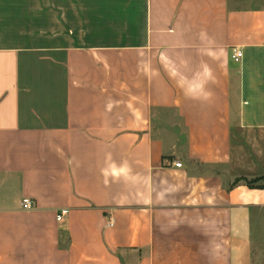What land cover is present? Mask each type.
<instances>
[{"label": "crops", "instance_id": "1", "mask_svg": "<svg viewBox=\"0 0 264 264\" xmlns=\"http://www.w3.org/2000/svg\"><path fill=\"white\" fill-rule=\"evenodd\" d=\"M240 132L264 142V6L0 0V264H264Z\"/></svg>", "mask_w": 264, "mask_h": 264}, {"label": "rangeland", "instance_id": "2", "mask_svg": "<svg viewBox=\"0 0 264 264\" xmlns=\"http://www.w3.org/2000/svg\"><path fill=\"white\" fill-rule=\"evenodd\" d=\"M240 2L249 4L253 7L264 6V0H240ZM258 135H248L246 132H240L237 139L238 152L235 155L234 164L238 167L237 174L248 176L246 182L254 179H264V142H261ZM254 177V178H253ZM264 180H258L256 184L262 185Z\"/></svg>", "mask_w": 264, "mask_h": 264}, {"label": "built area", "instance_id": "3", "mask_svg": "<svg viewBox=\"0 0 264 264\" xmlns=\"http://www.w3.org/2000/svg\"><path fill=\"white\" fill-rule=\"evenodd\" d=\"M241 58H242L241 51L234 49L232 51V54H231V60H232V62L233 63H238L241 60ZM174 166L176 168H180L181 167V164L180 163H176ZM20 206H21V208L23 210H31L33 208V203H32V201L30 199H26L25 198V199H23L21 201ZM67 215H68V210L62 209V210L58 211V213L56 214L55 221L57 223H62V222H64V220L67 217Z\"/></svg>", "mask_w": 264, "mask_h": 264}, {"label": "clouds", "instance_id": "4", "mask_svg": "<svg viewBox=\"0 0 264 264\" xmlns=\"http://www.w3.org/2000/svg\"><path fill=\"white\" fill-rule=\"evenodd\" d=\"M203 95H204V98H208V96H210V93L204 92ZM128 171L129 170L127 169V166L125 165L119 169L112 168L111 171L104 170V174L106 176L111 175L113 179H118L121 175L126 174Z\"/></svg>", "mask_w": 264, "mask_h": 264}, {"label": "trees", "instance_id": "5", "mask_svg": "<svg viewBox=\"0 0 264 264\" xmlns=\"http://www.w3.org/2000/svg\"><path fill=\"white\" fill-rule=\"evenodd\" d=\"M258 180H264V179L263 178L262 179L259 178V179H254L253 181H249V182H247L248 187H250V188H258V189H264V182L262 183V185L256 186V182Z\"/></svg>", "mask_w": 264, "mask_h": 264}]
</instances>
